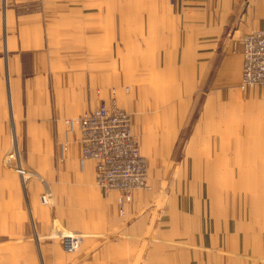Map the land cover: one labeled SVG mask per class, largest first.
<instances>
[{
  "label": "crops",
  "instance_id": "crops-1",
  "mask_svg": "<svg viewBox=\"0 0 264 264\" xmlns=\"http://www.w3.org/2000/svg\"><path fill=\"white\" fill-rule=\"evenodd\" d=\"M158 1L167 10V35L178 62L199 71L200 79L217 63L219 89L211 96L233 107L203 111L207 119L215 117V125L210 126L215 128V139L196 147L227 150L216 152L214 173H203L200 179L231 185L196 186L192 182L199 178L189 173L186 181L190 184L185 188L180 184L178 191L168 184L165 192L160 189L164 185L157 184L148 193H139L126 207L125 216L118 214L115 193L92 189L94 222L87 229L73 228L72 234L87 231L94 235L86 242L77 241L72 251L64 247L73 252L86 246L85 264H264V89L262 93L260 86L245 93L223 91L240 89L243 57L230 52L231 44L242 35L264 29V0H176L174 9L169 8V0ZM65 3L56 0L57 5ZM42 14L18 12L8 0H0V229L16 230L21 223L33 226L35 237L26 235V241L36 246L39 264H50L51 244L41 241L50 222L42 218L38 206L40 186L24 185L23 178L5 166L4 157L14 140L32 146L29 142L34 134L41 155L47 156L50 149L52 162H64L66 174H73L79 186L91 183L94 163H81L79 134L70 131L66 136L68 130L61 120L80 115L89 102L97 104L100 99L91 92L89 96L85 92V97L83 92L78 102L70 99L75 110L64 108L63 88H55V83L51 88L47 71L52 67L45 60L51 50V30ZM83 16L92 17L90 13ZM226 49L230 50L221 57ZM245 104L250 107L243 109ZM66 138L69 148L65 153L61 144ZM174 142L175 137L168 147H175ZM150 214L152 218L146 219ZM8 241L17 243L13 238ZM17 260L31 261L24 254L19 253L18 259L13 254L11 264ZM6 261L10 264L9 254Z\"/></svg>",
  "mask_w": 264,
  "mask_h": 264
},
{
  "label": "rangeland",
  "instance_id": "rangeland-1",
  "mask_svg": "<svg viewBox=\"0 0 264 264\" xmlns=\"http://www.w3.org/2000/svg\"><path fill=\"white\" fill-rule=\"evenodd\" d=\"M8 1L18 12L43 13L49 20L51 50L45 60L52 62V67L47 68L51 88H54V83L55 88H63L66 99L64 105L58 101L60 107L63 105L65 109L72 107L75 110L76 106L71 105L70 99L73 97L78 102L83 92L85 97L86 93L89 96L91 92L100 101L97 104L89 102L80 115L102 101L113 100L130 114L132 132L139 141L140 153L148 160L147 186L134 194V200L139 193L152 189V185L163 184L165 189H160L165 192L168 184L175 186L176 191L180 184H184L185 188L186 184H190L186 181L189 173L199 178L192 182L196 186L231 185V182L221 180L203 182L200 179L203 173H214L216 152L224 153L227 150L196 147L206 142L211 144L215 139V128L210 127L215 125V117L207 119L203 111L233 107L229 105L231 102L222 105V101L217 102L211 96L215 92L217 94L219 89V85L215 84L216 76L220 75L217 63L214 62L200 79L199 71L185 67V62H178L167 35V10L158 0H64L67 1L64 7L57 5L56 0ZM175 7L176 4L169 0V8ZM73 10L76 13H72ZM83 13H90L92 17L83 16ZM77 17L80 18L75 21ZM243 36L232 41L230 52L240 55V40ZM228 50H223L220 56ZM251 88H227L223 91L227 94L245 93ZM263 89L260 86L258 91L262 93ZM249 107L245 104L243 109ZM78 116L63 118L61 122L68 130L66 120ZM202 126L205 127L204 131ZM70 131L66 136L70 135ZM174 137L175 147L169 148ZM65 140L61 146L66 153L69 141L67 138ZM36 142L34 134H31L29 142L32 146L27 147L22 141L14 140L5 154L4 164L16 177L19 175L23 178L24 185L37 183L41 188H37L40 195L37 198L38 206L42 209V218L50 222V229L41 235V241L51 244L48 249L51 254L50 264H85L86 260L82 258H86V246L71 251L80 240L85 239L86 242L94 234L82 231L81 235H74L72 231L73 228L87 229L94 222L91 212L95 207V194L91 190L107 191L101 190L96 184L95 176L91 183L85 182V186H79L73 174H66L67 165L60 160L53 163L50 149L47 156L41 155ZM55 148L56 144L54 156ZM217 164L222 165V162ZM82 187L87 194H83L80 189ZM108 192L116 194L119 205L120 192ZM45 195L47 197L43 200ZM125 209L122 211L120 208L118 214L125 216ZM145 211L151 213L150 210ZM151 215L146 219H151ZM23 224L16 230L0 229V264H7V254L10 264L14 263L11 262L12 255L15 254L18 259L19 253L31 261L17 260L15 264H39L36 260V246L26 241L29 238L26 235L32 239L35 237L34 227ZM9 238L16 239V245L8 244ZM62 244L71 251L64 247V252Z\"/></svg>",
  "mask_w": 264,
  "mask_h": 264
},
{
  "label": "built area",
  "instance_id": "built-area-1",
  "mask_svg": "<svg viewBox=\"0 0 264 264\" xmlns=\"http://www.w3.org/2000/svg\"><path fill=\"white\" fill-rule=\"evenodd\" d=\"M170 1L176 4V0ZM240 44L243 68L239 87L264 86V29L244 35ZM66 124L69 131L79 134L81 163H94L96 184L101 190L120 192L123 211L134 194L147 186L148 178V160L140 153L130 114L114 100L102 101L77 118L67 119Z\"/></svg>",
  "mask_w": 264,
  "mask_h": 264
},
{
  "label": "bare ground",
  "instance_id": "bare-ground-1",
  "mask_svg": "<svg viewBox=\"0 0 264 264\" xmlns=\"http://www.w3.org/2000/svg\"><path fill=\"white\" fill-rule=\"evenodd\" d=\"M139 142V141H138Z\"/></svg>",
  "mask_w": 264,
  "mask_h": 264
}]
</instances>
